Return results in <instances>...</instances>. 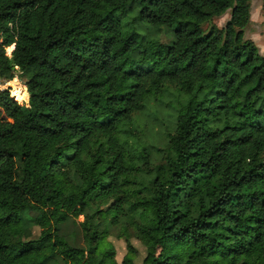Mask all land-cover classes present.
<instances>
[{
	"label": "trees",
	"instance_id": "trees-1",
	"mask_svg": "<svg viewBox=\"0 0 264 264\" xmlns=\"http://www.w3.org/2000/svg\"><path fill=\"white\" fill-rule=\"evenodd\" d=\"M249 21L250 0H0V78L20 71L28 94L0 90V264H117L114 229L121 264L131 235L141 264H264ZM152 101L172 110L160 146L138 133Z\"/></svg>",
	"mask_w": 264,
	"mask_h": 264
},
{
	"label": "rangeland",
	"instance_id": "rangeland-1",
	"mask_svg": "<svg viewBox=\"0 0 264 264\" xmlns=\"http://www.w3.org/2000/svg\"><path fill=\"white\" fill-rule=\"evenodd\" d=\"M133 13V10L127 11L126 14L123 15V19L128 18ZM228 18L229 12H226L222 16L214 18L213 23L222 27ZM134 27L138 32L143 34L145 38L157 39L162 43H168L173 39L172 33L165 26L157 27L148 23L136 21ZM244 36L254 42L260 54H264V0H250V21L245 27ZM5 82L3 88L7 87L10 90V95L12 93L19 104H26L28 94L24 83V77L20 71L15 72L14 78L10 82L8 80ZM170 111L172 110L169 107L161 105L156 101H152L146 110H142L139 114L140 126L138 132L142 136V139L158 146L163 145L166 141L164 130L165 124L167 123L166 119L168 118L167 113ZM78 219L82 220V216H79ZM37 231L38 230L34 228V234H36ZM117 232L118 231L114 229L113 234L107 236V241L111 242L114 247L117 264H121L122 257L127 253V247L125 238L116 236ZM130 243L136 249L134 254L135 263L141 264L145 256V246L133 235L130 236Z\"/></svg>",
	"mask_w": 264,
	"mask_h": 264
},
{
	"label": "built area",
	"instance_id": "built-area-1",
	"mask_svg": "<svg viewBox=\"0 0 264 264\" xmlns=\"http://www.w3.org/2000/svg\"><path fill=\"white\" fill-rule=\"evenodd\" d=\"M1 41H2V37H1V35H0V43H1ZM5 49H7V47H6ZM5 53H6L7 55H10L11 52H7V50H6ZM5 81H7V80H3V79L0 78V90H2V89H6V90H8V92H10V90H9L7 87H4V88H3V84L6 83ZM9 94H10V93H9ZM10 96H11V95H10Z\"/></svg>",
	"mask_w": 264,
	"mask_h": 264
},
{
	"label": "bare ground",
	"instance_id": "bare-ground-1",
	"mask_svg": "<svg viewBox=\"0 0 264 264\" xmlns=\"http://www.w3.org/2000/svg\"><path fill=\"white\" fill-rule=\"evenodd\" d=\"M10 82V81H9ZM11 95H12V97L14 98V99H16L14 96H13V94L11 93Z\"/></svg>",
	"mask_w": 264,
	"mask_h": 264
}]
</instances>
